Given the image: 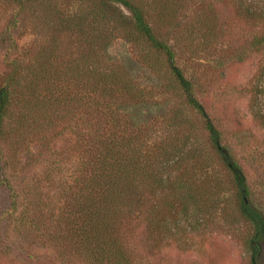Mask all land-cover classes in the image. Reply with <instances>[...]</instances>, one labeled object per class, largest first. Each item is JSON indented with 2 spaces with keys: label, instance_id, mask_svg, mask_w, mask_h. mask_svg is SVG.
I'll return each mask as SVG.
<instances>
[{
  "label": "trees",
  "instance_id": "trees-1",
  "mask_svg": "<svg viewBox=\"0 0 264 264\" xmlns=\"http://www.w3.org/2000/svg\"><path fill=\"white\" fill-rule=\"evenodd\" d=\"M6 1L35 20L34 34L49 35L0 76L1 185L11 191L5 175L38 170L43 154L52 161L44 180L32 173L23 185L27 223L57 210L50 241L75 261L137 264L141 247L187 251L186 234L212 228L217 196L228 192L234 223L251 228L242 239L249 264H264V206L176 65L190 60L181 20L192 21L189 35L214 36L194 0ZM227 1L236 19L264 26V4ZM252 44L264 45V33Z\"/></svg>",
  "mask_w": 264,
  "mask_h": 264
},
{
  "label": "rangeland",
  "instance_id": "rangeland-1",
  "mask_svg": "<svg viewBox=\"0 0 264 264\" xmlns=\"http://www.w3.org/2000/svg\"><path fill=\"white\" fill-rule=\"evenodd\" d=\"M245 1L257 6L264 4V0ZM194 2L199 6V18L204 22L208 20L214 36L207 37L203 31L201 37L204 36L205 40L200 34L189 35L185 25L192 21L181 20L179 34L189 40L186 48L190 52V60L184 63L178 59L176 65L195 82L196 98L220 131L221 144L228 148L245 174L255 199L264 206V130L252 120L249 111L250 104H255L254 109L264 115V71L256 78L264 67V45L252 44L264 33V26L254 28L236 19L227 0ZM16 12L14 4L0 0L1 77L7 71L5 63L15 53L35 48L36 43L44 44L49 36L46 33L34 34L32 23L35 20L21 16V21ZM40 20L39 23L42 18ZM121 47L117 44L115 51H121ZM256 84L258 91L254 95ZM67 137L62 136L57 145L63 146ZM27 150L31 156L35 153L31 146ZM42 156L38 170H30L26 175H5L10 181L11 191L0 183V264H81L50 241L57 210L52 216L44 211L43 215L47 216L39 224L27 223L32 202L26 196L24 186L35 179L32 173L44 180L52 163L43 160L47 158L45 154ZM3 178L0 177V182ZM206 184L213 183L206 179ZM45 187L46 184L41 183V188ZM229 196L228 192L217 196L218 206L211 213L212 228L186 234L187 251L163 250L150 254L141 247L137 264H249V253L242 239L251 233V228L240 219L238 224L234 223L236 213ZM136 240H142V230L137 233Z\"/></svg>",
  "mask_w": 264,
  "mask_h": 264
}]
</instances>
